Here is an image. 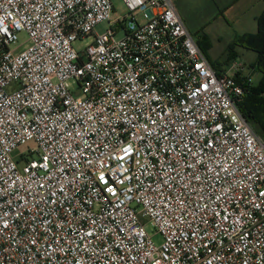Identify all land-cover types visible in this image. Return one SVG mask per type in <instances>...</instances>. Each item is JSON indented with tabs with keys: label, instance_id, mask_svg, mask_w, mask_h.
I'll return each instance as SVG.
<instances>
[{
	"label": "built area",
	"instance_id": "built-area-1",
	"mask_svg": "<svg viewBox=\"0 0 264 264\" xmlns=\"http://www.w3.org/2000/svg\"><path fill=\"white\" fill-rule=\"evenodd\" d=\"M122 2L0 0V264H264L244 67L173 0Z\"/></svg>",
	"mask_w": 264,
	"mask_h": 264
},
{
	"label": "crops",
	"instance_id": "crops-1",
	"mask_svg": "<svg viewBox=\"0 0 264 264\" xmlns=\"http://www.w3.org/2000/svg\"><path fill=\"white\" fill-rule=\"evenodd\" d=\"M173 3L188 30L191 32L194 28L195 34L191 33L198 44V41L205 43L204 36L209 38V58L212 35L208 29L213 27L212 25H227L228 34L232 35L231 42L234 43L246 34L256 32V19L264 11V0H173ZM192 9L198 11L194 13ZM234 53L238 56L236 50ZM255 71L254 67L252 71H246L244 68L242 74L251 79V74ZM257 75L259 78L261 73L257 72Z\"/></svg>",
	"mask_w": 264,
	"mask_h": 264
},
{
	"label": "rangeland",
	"instance_id": "rangeland-1",
	"mask_svg": "<svg viewBox=\"0 0 264 264\" xmlns=\"http://www.w3.org/2000/svg\"><path fill=\"white\" fill-rule=\"evenodd\" d=\"M113 3L119 14H125L127 12V9L124 3L122 2V0H113ZM197 11L198 10L196 9H192V12L194 13ZM212 26L213 27H210L208 29V31H210L212 35V40H211L212 48L210 50V54H211L210 59L212 60L215 67L225 68L228 67L232 63V61H237L245 68L246 71H252L256 62V52L251 49H247L243 46L233 45L234 43L232 44L231 42L232 35L228 34L227 25L225 27L218 24ZM107 28H108V22L104 21L97 24L94 28V31L98 33H102L105 32ZM194 31H195L194 28H192L191 32L195 34ZM91 39L92 36H88L82 40H78L75 43V46L85 47L86 45H88ZM27 40H28V34L24 31H21L18 35L17 44H23V43L25 44ZM24 47L25 46H21L20 50H22ZM232 50L233 51L236 50L238 56L231 55L233 53ZM251 76H252L251 80L253 82H257L258 79L260 78V77L258 78L257 71L252 73ZM31 146H33L32 142L20 146L18 147V149H16L13 152V155L17 157L21 152H26L28 148H30ZM146 229L151 235H153V239L157 243H160L162 241V236L154 232L152 223L148 220H146Z\"/></svg>",
	"mask_w": 264,
	"mask_h": 264
},
{
	"label": "trees",
	"instance_id": "trees-1",
	"mask_svg": "<svg viewBox=\"0 0 264 264\" xmlns=\"http://www.w3.org/2000/svg\"><path fill=\"white\" fill-rule=\"evenodd\" d=\"M257 30L254 33H249L243 36L233 45H243L247 49L256 52V62L254 69L261 73L257 82H253L248 76L239 77L238 82L244 87V95L239 103V109L249 122L253 130L264 140V11L257 17ZM205 43L199 42L200 48L208 57V50L210 49V40L204 36ZM234 48V47H233ZM235 49V48H234ZM235 51V50H234ZM232 50L231 55H236ZM208 59L213 64L212 60ZM215 67V65L213 64ZM222 70L223 68H217Z\"/></svg>",
	"mask_w": 264,
	"mask_h": 264
}]
</instances>
